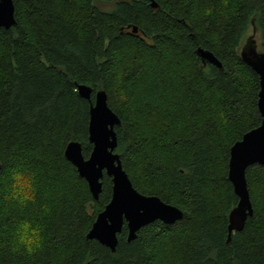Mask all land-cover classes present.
<instances>
[{"label":"trees","instance_id":"obj_1","mask_svg":"<svg viewBox=\"0 0 264 264\" xmlns=\"http://www.w3.org/2000/svg\"><path fill=\"white\" fill-rule=\"evenodd\" d=\"M157 3L153 7L152 3ZM16 25L0 28V264H264V166L247 170L254 213L229 236L239 197L229 181L233 144L262 123L260 76L241 58L264 0H14ZM138 28V32L133 31ZM213 52L223 69L206 63ZM77 83L108 94L123 166L135 188L184 212L158 220L116 252L87 239L110 202L94 199L65 156L88 158L91 101ZM34 174L33 198L16 180ZM22 220L44 226L39 250H14Z\"/></svg>","mask_w":264,"mask_h":264},{"label":"water","instance_id":"obj_2","mask_svg":"<svg viewBox=\"0 0 264 264\" xmlns=\"http://www.w3.org/2000/svg\"><path fill=\"white\" fill-rule=\"evenodd\" d=\"M157 7V3H152ZM0 28H11L16 25L14 0H0ZM138 32L137 27H133ZM256 32V28H254ZM241 49V58L260 76V92L258 107L262 115V123L246 132L237 140L230 150L229 181L239 197L237 206L229 214V236L232 232L244 229L247 218L254 213V206L249 193L247 170L249 166H264V51H259L253 36L247 38ZM197 54L203 64L211 63L223 69L221 61L210 50L198 48ZM78 95L91 101L89 121V141L92 151L88 158L83 153V144L71 141L65 149V156L77 168L79 175L86 179L94 199L98 200L103 191V179L107 175L112 179L113 192L110 202L98 213L87 239H96L116 252L119 235L125 224L128 228L127 240L136 239L137 232L155 221L174 224L183 218L184 212L177 206L165 202L157 195H146L138 191L126 172L118 147L116 126L121 118L109 107L108 94L105 90L95 93L92 102L93 88L87 84L77 83ZM244 145V148L240 146ZM1 168V163H0ZM90 264V263H87Z\"/></svg>","mask_w":264,"mask_h":264},{"label":"clouds","instance_id":"obj_3","mask_svg":"<svg viewBox=\"0 0 264 264\" xmlns=\"http://www.w3.org/2000/svg\"><path fill=\"white\" fill-rule=\"evenodd\" d=\"M34 174L22 175L18 174L16 180L22 183L28 191L24 195V199H32ZM44 226L39 223H33L30 220H22L15 229L14 250L19 251L21 247H26L29 252H35L43 246L44 243Z\"/></svg>","mask_w":264,"mask_h":264},{"label":"rangeland","instance_id":"obj_4","mask_svg":"<svg viewBox=\"0 0 264 264\" xmlns=\"http://www.w3.org/2000/svg\"><path fill=\"white\" fill-rule=\"evenodd\" d=\"M259 33H258V30H256V32L254 31V27H251L250 29H249V31H248V34L247 35H245L246 37H245V42H246V40H247V38L248 37H250V36H253L254 35V37H255V39H256V41H257V44H258V48H259V51H263V49L262 48H260L261 46H260V35H258ZM244 42V43H245Z\"/></svg>","mask_w":264,"mask_h":264},{"label":"snow or ice","instance_id":"obj_5","mask_svg":"<svg viewBox=\"0 0 264 264\" xmlns=\"http://www.w3.org/2000/svg\"><path fill=\"white\" fill-rule=\"evenodd\" d=\"M0 17H2V10H0ZM240 147L241 148H244L245 146L244 145H241Z\"/></svg>","mask_w":264,"mask_h":264}]
</instances>
